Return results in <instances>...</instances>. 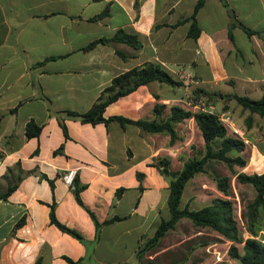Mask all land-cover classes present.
Listing matches in <instances>:
<instances>
[{
  "label": "crops",
  "instance_id": "crops-1",
  "mask_svg": "<svg viewBox=\"0 0 264 264\" xmlns=\"http://www.w3.org/2000/svg\"><path fill=\"white\" fill-rule=\"evenodd\" d=\"M197 1L0 0V194L13 188L0 199V264L37 259L67 264L66 257L82 258V264H143L139 246L159 219L169 216L168 182L154 161L167 156L169 174L176 177L183 160L204 155L194 118L174 124L180 139L171 144L167 132L122 127L114 120L91 124L65 118V134L55 112H85L113 77L146 62L159 65L179 85L156 80L139 85L109 103L104 117L152 120L157 103L165 105L161 118L174 105L215 112L228 134L245 142L239 154L246 163L236 171L264 172V115L242 109L231 97H264V0H225L228 7L204 0L194 38L188 35L191 22L183 19ZM105 8L107 15L92 19ZM227 8L253 33L238 23L230 27ZM119 29L135 34L141 46L111 41L84 49ZM30 120L41 131L29 138ZM71 168L85 186L84 206L75 199L73 184L62 180ZM206 169L229 175L239 235L251 237L245 204L255 196L253 185L239 183L220 160L207 161ZM218 196L213 178L197 172L186 182L179 205L199 209ZM53 204L57 219L80 232L85 244L51 223ZM86 208L99 222L98 231ZM21 217L24 223L15 227ZM256 239L264 243V228ZM231 244L220 232L183 216L143 258L156 264H242L230 257ZM236 246L241 253L243 241Z\"/></svg>",
  "mask_w": 264,
  "mask_h": 264
},
{
  "label": "trees",
  "instance_id": "trees-1",
  "mask_svg": "<svg viewBox=\"0 0 264 264\" xmlns=\"http://www.w3.org/2000/svg\"><path fill=\"white\" fill-rule=\"evenodd\" d=\"M223 4L228 7L225 0H221ZM136 3V2H135ZM204 0H198L195 4L193 13L184 18L185 21H190L188 35L196 38L199 35L200 29L197 25L196 14L200 7L203 5ZM231 17L230 27L235 23L241 25L248 34L253 33V30L249 29L241 22L235 20L234 12L227 8ZM108 9L105 8L97 16L92 19L103 17L107 15ZM229 36L231 33L229 31ZM111 41L122 42L131 45L134 48H139L141 42L135 34L127 33L123 29L117 30L110 38H98L90 42L84 49H90L97 43H108ZM116 53L120 57H125L121 51L116 50ZM159 81L169 85H179V82L175 81L163 68L159 65L146 62L139 67H134L125 72H122L111 80V83L104 87L98 96L94 104L85 112H77L73 110H61L57 111V119L62 126L64 133L66 127L64 124L65 118L78 119L83 123L96 124L103 122L105 124L110 121H117L122 127L127 124L137 125L144 131H164L170 136L169 142L172 144L177 139H180L174 129V124L182 122L187 118L193 117L197 128L200 131L204 140L205 153L201 158L191 156L186 160H183L181 171L176 177H171L168 170L170 159L167 156L157 157L154 161V165L158 168L161 175L165 177L168 182L169 194L167 197V211L169 216L167 218L161 217L155 227V231L150 238L144 240L137 250V256L143 264H156L152 260L144 259V253L153 247L159 238L165 233L166 230L173 228L176 221L183 216L191 219V221L199 226H209L212 229L220 232L227 237L232 244L229 247V255L233 258H238L242 264H264V243L256 239L258 229L264 228V172L247 174L244 172L236 171L235 167H243L246 163L245 159L239 154L245 149V142L239 138L231 136L227 132L226 126L221 122L218 115L215 112L210 111H196L192 112L185 110L180 106L174 105L169 108V114L166 117L161 118L165 105L155 104V118L152 120H133L121 115H113L110 117H104L103 112L105 107L116 100L120 96L128 94L136 89L139 85L147 84L151 81ZM242 109L248 110L250 113H257L258 115H264V97L260 99H252L248 96H240L233 94L231 96ZM41 126L30 120L26 124L25 133L27 137H34L39 135ZM194 150V146H191ZM238 152L236 155H231L230 152ZM211 159H217L222 161L228 168L229 172L236 174L239 183H249L253 185L255 189V196L251 200H247L245 208L247 210V226L252 233L251 237L242 240L239 235V226L236 219L234 201L230 197L231 194V180L229 175L211 174L206 169L207 161ZM197 172H203L209 174L215 181L216 189L222 194V196L214 197L211 204L201 207L199 209H190L188 205L180 207V199L183 188L186 182ZM140 173L137 174L141 180ZM73 194L77 202L83 205V201L80 197L81 190L85 187L80 184L76 179L73 180ZM12 187H9L6 192L0 194V199H6ZM142 189V186H139ZM121 189H117V196L120 194ZM89 215L95 223L96 230L98 231L99 222L97 221L94 213L86 208ZM118 219L113 218L111 219ZM50 221L56 225L60 230L67 232L77 238L83 244L86 243L83 235L77 230L68 227L60 222L55 216L54 204L51 205ZM24 223V217H21L15 227ZM243 241V251L239 253L236 243ZM67 264H82V258L78 260H72L68 257ZM40 260L37 259L35 264H39Z\"/></svg>",
  "mask_w": 264,
  "mask_h": 264
},
{
  "label": "built area",
  "instance_id": "built-area-1",
  "mask_svg": "<svg viewBox=\"0 0 264 264\" xmlns=\"http://www.w3.org/2000/svg\"><path fill=\"white\" fill-rule=\"evenodd\" d=\"M75 174H76V169L75 168H71V169H68L63 175H62V180L70 185L72 184L73 180H74V177H75Z\"/></svg>",
  "mask_w": 264,
  "mask_h": 264
},
{
  "label": "rangeland",
  "instance_id": "rangeland-1",
  "mask_svg": "<svg viewBox=\"0 0 264 264\" xmlns=\"http://www.w3.org/2000/svg\"><path fill=\"white\" fill-rule=\"evenodd\" d=\"M170 86V85H169ZM168 86V87H169ZM182 93V92H181ZM229 171V170H228ZM229 173H231V172H229ZM232 174V173H231ZM235 186H236V183H235ZM165 210H166V212H167V204L165 203Z\"/></svg>",
  "mask_w": 264,
  "mask_h": 264
}]
</instances>
